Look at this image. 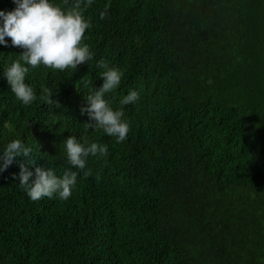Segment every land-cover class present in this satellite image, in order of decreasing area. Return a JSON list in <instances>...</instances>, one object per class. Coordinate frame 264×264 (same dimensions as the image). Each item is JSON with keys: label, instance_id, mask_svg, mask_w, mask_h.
Instances as JSON below:
<instances>
[{"label": "trees", "instance_id": "1", "mask_svg": "<svg viewBox=\"0 0 264 264\" xmlns=\"http://www.w3.org/2000/svg\"><path fill=\"white\" fill-rule=\"evenodd\" d=\"M84 14L94 60L30 67L31 105L3 71L24 49L0 45V150L21 139L60 175L69 136L109 149L67 200H31L16 178L23 156L0 173V264H264V0H95ZM101 59L123 72L106 94L114 109L140 96L124 106L121 143L80 114ZM42 85L61 108L39 99Z\"/></svg>", "mask_w": 264, "mask_h": 264}, {"label": "clouds", "instance_id": "2", "mask_svg": "<svg viewBox=\"0 0 264 264\" xmlns=\"http://www.w3.org/2000/svg\"><path fill=\"white\" fill-rule=\"evenodd\" d=\"M94 2L71 0L70 7H62L54 0H13V10H0V45L7 46L6 37H9L13 46L24 49L19 59L12 60L3 70L12 93L22 105H31L38 99L34 88L26 82L30 67L42 65L61 72L69 68L75 71L78 66L94 60V53L84 42L86 30L92 27L91 18L84 13ZM110 7L108 3L100 11V20L106 18ZM96 67L102 69V86L90 89L80 114L88 117L84 122L88 130H102L104 134L115 137L117 143H121L127 139L130 131V122L124 119V106L135 104L140 96L136 90H129L120 100L121 107L114 109L106 94L113 93L120 86L123 72L103 59L96 61ZM89 83L82 81L85 86ZM41 89L39 99L52 108L62 107L53 98L55 92L52 89L44 85ZM63 145L71 167L58 175L51 166L37 163L31 146L21 139H11L0 150V173L6 171L17 157L23 156L24 161H18L20 171L16 177L21 190L33 201L45 197L67 200L77 185L80 173L84 177L92 175V170L88 168V158L107 157L109 149L106 144L91 141L87 137L77 139L75 135L64 140Z\"/></svg>", "mask_w": 264, "mask_h": 264}]
</instances>
